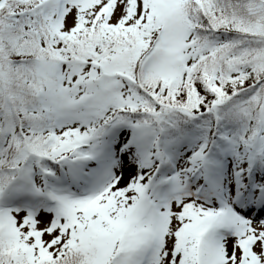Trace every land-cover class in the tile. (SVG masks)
<instances>
[{
  "label": "snow or ice",
  "instance_id": "1",
  "mask_svg": "<svg viewBox=\"0 0 264 264\" xmlns=\"http://www.w3.org/2000/svg\"><path fill=\"white\" fill-rule=\"evenodd\" d=\"M0 264H264V0H0Z\"/></svg>",
  "mask_w": 264,
  "mask_h": 264
}]
</instances>
